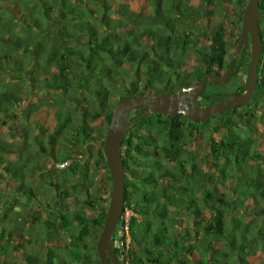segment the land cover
I'll return each instance as SVG.
<instances>
[{"label": "trees", "instance_id": "obj_1", "mask_svg": "<svg viewBox=\"0 0 264 264\" xmlns=\"http://www.w3.org/2000/svg\"><path fill=\"white\" fill-rule=\"evenodd\" d=\"M247 1L200 0L197 7L194 0H129L138 4L135 11L124 3L113 7L109 0H0V73L8 81L28 83L32 78L38 82L41 79L35 77L37 70L40 65L46 66V84L42 89L69 88L75 92L81 90L79 96L87 94L97 108L90 116L82 113L83 120L75 127L73 140L84 148L83 144L105 137L113 110L123 97L175 93L192 86L204 75L226 72L241 33L227 37L223 26L206 30L202 23L204 14L211 11L210 16L235 22L233 18L238 13L233 9L244 10ZM259 11L264 49V0L260 1ZM242 15L237 20L239 26ZM53 22L58 23L57 31L51 29ZM200 34L208 40L207 44L196 39ZM70 41L76 45H69ZM177 47L183 52L193 51L198 66L186 70L184 59L174 53ZM263 53L264 50L262 56ZM241 65L240 57L234 75ZM9 85L8 88L0 85V110L7 112L23 101L21 85ZM245 90L246 84L241 85L236 94ZM259 93H264L263 67L258 70L253 108L227 109L213 117L226 116L216 129L225 127L228 134L209 142L211 157L207 158L215 161L219 172L212 177H206L200 167L198 159L202 155L191 149L200 132L197 123L187 122L182 115L172 118L153 115L142 122L144 111H139L135 120L142 123L127 132L121 146L126 172L125 207L136 214L130 221L131 243L127 253L115 249L121 264H264V141L235 133L231 118L238 114L252 124L260 113V100H264ZM116 97L121 98L117 103ZM229 98V95L223 97ZM202 104L209 102L205 99ZM61 110L56 116V128L63 130L61 120L66 116L64 123L73 122V118L68 114L63 116ZM102 117L106 126L89 125ZM57 130L48 134L47 143L39 139L42 152L31 150L27 135L25 154L17 161L5 158L15 145H1L0 168L18 184L14 195L30 200H39L32 178L51 179L56 195L47 207L58 213L61 226H70L71 218L77 222L78 241L90 235L94 242V246L84 245L88 253L77 255L76 260L82 264H100L97 241L107 208L101 206L102 198L98 196L89 195L82 202L71 192L79 187L80 193L94 188L95 175L88 173L85 187H81L78 181L68 183L57 168L45 171L50 167L46 166L50 159L58 162L54 150L64 138H61L62 130ZM43 132L47 134L46 129ZM86 136L90 142H86ZM88 146L89 153L96 154ZM50 153L54 157H48ZM97 153L105 160L103 149ZM68 159L66 155L60 163L65 164ZM106 168L109 169L107 163ZM68 169L72 176L76 174L73 166ZM2 178L4 175L0 173ZM218 184L225 189L219 192ZM61 197L74 205L86 204L96 215L89 219L75 211L70 216L69 209L59 201ZM34 216L36 222H43L46 227L54 224L41 213ZM39 244L45 246V241ZM46 251V260L24 254L25 264H53L52 252ZM5 254V247L0 245V264H11Z\"/></svg>", "mask_w": 264, "mask_h": 264}, {"label": "rangeland", "instance_id": "obj_2", "mask_svg": "<svg viewBox=\"0 0 264 264\" xmlns=\"http://www.w3.org/2000/svg\"><path fill=\"white\" fill-rule=\"evenodd\" d=\"M109 2L113 7H116L121 3L128 4L130 6L129 8L135 11H137L139 7L138 4L129 2V0H109ZM194 5L198 7L200 5V0H194ZM233 10L239 15H237L238 17L235 16L233 18L235 22H230L228 19H223L219 16H210V14L212 15L213 13L208 11L209 13L206 12L204 14V20L202 23H205L206 30H211L219 26L225 27L227 37H230L232 34L241 33L242 25L239 26L237 20L241 18V14L244 10L241 8H234ZM198 23L200 22L198 21ZM57 25L58 23H54L51 26L52 31H57ZM49 31L50 30H47V32ZM203 37V34H200L196 39L207 44L208 40ZM52 43L54 42L49 43L50 46L53 45ZM68 43L71 46L76 45V42L70 41ZM232 52L235 53V50ZM174 53H177V57L184 59V67L186 70H191L198 66V59L193 51L189 50L188 52H183L177 47L175 48ZM240 57L242 59V65L239 71L233 75L226 84L219 86H215L214 84L207 85L206 94L211 92H224L232 95L236 94L239 86L246 84L247 68L251 63V49H249V47L248 49H244ZM261 67L264 69V53L260 63V68ZM47 72L48 67L40 65L35 77H40L41 81H32L31 78V82L28 83H25V81L19 83L16 80L8 81V77H6L4 73H0V85H4L3 88L10 87L9 83L11 86L21 85L22 90L20 95L23 100L20 104L15 105L10 112L0 110V153L3 154L1 145L5 146V143L15 145V148L12 149V153L5 157L6 159L9 158L11 161H17L20 157L24 156L26 147L24 140L27 138V135L29 136V142L31 141V150L33 152L37 150L42 151L43 145H41L42 143L39 142V139L42 138L44 143H47L48 134H55L58 131V128L62 130V127L56 128V116L60 113V109H62L61 111L64 113L63 116L67 114L70 115L71 118H73V122H65V124L64 121L66 116L61 120L63 123L61 138H64L65 140H61L54 150V155L57 157L58 162L54 159H50L46 163V166H51L52 162L59 164L66 155L69 157L73 156L74 158L84 159L82 147L75 145V142L73 141L75 140L76 135L75 127L82 122L83 116H90L95 113L97 106L89 96H86L87 94H80L81 96H79L78 93H80L81 90L75 92V90L69 88H62L60 90L51 88L42 89L44 83L46 84V81L44 82V80L45 77H47ZM260 93L259 96L264 99V93ZM185 95L186 94H183V96ZM76 97L78 98L77 101L74 100ZM88 98L89 100H87ZM120 99V97H116V103ZM252 102L253 100L245 108H253ZM259 105L260 113H258L256 120L253 121L252 124H248L245 120L241 119L238 114H233L231 116L235 133L239 134L241 137L251 136L255 139H261L264 141V113L262 112V109L264 108V100H260ZM224 118H226V116L214 119L211 124H201L198 138L195 140V143L191 148H194L196 153H200V156L202 155V157L198 159V162L200 167H202L207 174L206 177L209 175L212 177L216 172L217 174L219 173L215 166V161L207 157H211L209 152L210 140L212 138L221 140L228 134L225 127H223L222 130L216 129V126L222 123V119ZM106 124L107 122L104 117L89 122V125L93 127L106 126ZM43 129L47 130V134L43 132ZM70 139L72 142H70ZM86 140V142L91 141L87 136ZM88 145L92 146L96 154L99 149H103L104 147L103 141ZM258 150L262 151V149ZM48 157L54 156L50 155ZM70 161L68 160L65 163L66 165L62 168L57 167L54 164L51 170L54 171V168H57L62 172L61 176L68 179V183L72 184V180L73 182L78 181L82 184L81 187H85L84 185L88 173H93L95 175V186L94 188H90L92 196L103 198L101 206L108 209L112 193V181L109 169L106 168V159L104 161L98 156L93 157L90 160L87 169L79 168V166L76 167V165ZM162 161L164 163L168 162L164 159H162ZM72 166H74L76 170L73 179V176L68 169ZM0 173L4 175V179H0V245L5 247L6 260L11 264H25L24 254L40 256L43 260H46V250L50 249L52 252V254L50 253L51 259L54 260L53 264H82V262L76 260V258L79 257L77 255L88 253L83 246H94L93 239L89 235L83 240L78 241L76 237L79 235L80 230L77 222L71 218L73 223L70 226L63 227L60 224L58 213L51 212L52 208L49 209L47 207L48 203H52L51 198L56 195L54 190H47V188L44 187V185L50 186L51 179L44 178L41 181L37 180L34 176L31 181L41 205L46 206V209H43L35 202V199L30 200L29 197L24 198L18 194L14 195L16 194L18 184L14 182V178L6 176V173L3 172L1 168ZM67 187L71 190V186L67 185ZM217 187L219 192L225 189L224 186L219 184ZM81 189L83 190L84 188ZM79 190L80 187L77 188V190L72 189L71 192H73V194H75V196H77L82 202L86 201L87 198L85 193H80ZM59 201H61L60 203L63 204L64 208L69 209L70 216L75 211L83 213L89 219H92L96 215V212L87 207L86 204L76 205L77 207H74L72 206L74 204L65 197H61ZM16 205L17 207H15ZM16 212L18 214H16ZM65 212H68V210ZM38 213H41L46 219H49L54 224L50 227H46L43 222H36L34 220V215ZM185 218L187 219V217ZM30 241H33V244H31ZM44 241L45 246H41L39 243ZM263 260L264 258H262V261Z\"/></svg>", "mask_w": 264, "mask_h": 264}, {"label": "water", "instance_id": "obj_3", "mask_svg": "<svg viewBox=\"0 0 264 264\" xmlns=\"http://www.w3.org/2000/svg\"><path fill=\"white\" fill-rule=\"evenodd\" d=\"M261 0H248V3L243 12L242 30L240 41L237 45L235 55L231 60L229 68L224 74L212 73L206 75L203 79L196 82L190 87L180 89L176 94H162L157 100L145 98L144 95H138L134 103L130 101L134 98L133 95L123 97L113 110L110 127L107 130L104 142V155L107 166L111 175L112 193L109 201V207L106 212L103 229L97 241V254L100 264H121L116 258L115 249L113 247V235L117 228L121 216L125 210V184L126 172L125 165L122 159V144L126 135L125 129H120L121 118L129 111L144 106L148 101L154 102L156 105H163L164 110L159 111L164 115L174 116V106L169 108L170 99L177 100L181 92L192 93L191 106L184 112V117L194 122L209 120L213 116L220 114L227 109H236L246 107L254 98V94L258 85V70L260 67L263 51V39L259 26ZM251 49V63L247 68L246 75V90L243 94H235L229 99L219 97L217 102L200 108L197 106V100L202 95L207 84H225L233 76L235 65L238 61L241 49ZM175 104V103H174ZM70 161V160H69ZM71 162V161H70ZM66 164H58L57 167H64Z\"/></svg>", "mask_w": 264, "mask_h": 264}, {"label": "flooded vegetation", "instance_id": "obj_4", "mask_svg": "<svg viewBox=\"0 0 264 264\" xmlns=\"http://www.w3.org/2000/svg\"><path fill=\"white\" fill-rule=\"evenodd\" d=\"M249 49H250V47H249ZM244 49L242 48L241 49V52H240V54H239V57H238V60H239V58H240V56H241V53H242V51H243ZM235 52H236V50H235ZM238 62V61H237ZM237 64V63H236ZM225 73V71L224 72H222L221 74H224ZM216 74H218V73H216ZM220 74V75H221ZM234 75V74H233ZM206 75H204V77H205ZM203 77V78H204ZM202 78V79H203ZM200 81V80H199ZM229 81V80H228ZM196 82H198V81H195V83ZM194 83V84H195ZM213 84H218V83H213ZM226 84V83H225ZM207 85H209V84H207ZM206 85V87H205V90H204V92H202L203 94L202 95H200L199 96V98H198V100H197V106L198 107H200V108H205V107H207V106H210L211 104H213V103H215V102H217V99L219 98V97H221L222 99H223V97H225V95H229V94H227V93H224V92H222V95L221 96H215V92H211V93H209V94H206L205 92H206V88L208 87ZM218 85H221V84H218ZM179 91V90H178ZM177 91V92H178ZM177 92H175V93H172V95H174V94H176ZM165 94V93H164ZM183 94H186L185 96H183ZM129 95H133L134 96V98L130 101V103H134L135 101H136V99H137V96L138 95H140V94H129ZM141 95H144V94H141ZM162 94H160V95H158V96H154V97H151V96H146V95H144V97L145 98H149V99H152V100H157L160 96H161ZM232 95H235V94H232ZM232 95H229V97L230 96H232ZM205 96H206V98H205ZM207 100V102H209V104H202V102L204 101V100ZM224 100V99H223ZM191 102H192V93H189V92H181L180 94H179V96H178V98H177V100H172V99H170V103H169V105H168V107L169 108H172L173 106H174V111H175V115L174 116H170V115H164V114H162V113H160L159 111H162V110H164V107H163V105H156L154 102H150V101H148L147 103H145L144 104V106H142V107H140V108H135V109H133V110H131V111H129L123 118H121L122 120H121V126H120V129H125L126 130V135H127V132L128 131H130L131 129L134 131L135 130V128H137V126L138 125H140L143 121H144V119H146L147 117H150V116H153V115H160V116H163L164 118H172V117H177L178 115H182L183 117H184V112L191 106ZM175 103V104H174ZM141 109H143V111L144 112H142V122L141 123H139V122H137L135 119L137 118V116H139V114H140V110ZM157 110H159L158 112H157ZM214 117V116H213ZM213 117L212 118H210L209 120H204V121H197V122H195V123H197V125H199L200 126V123H204V122H206L207 121V123L210 121V120H214L213 119ZM185 120L188 122H194V121H192V120H190V119H188V118H185ZM126 126V127H125ZM109 127H110V125H109ZM108 127V128H109ZM126 135H125V138H126ZM124 138V139H125ZM98 142H102V139H98V140H96V141H92V144H95V143H98ZM104 143V142H103ZM84 145V148H82V151L84 152V159H79V158H74L73 156L72 157H69V159L68 160H71V162H73L74 163V165H76V167H78L79 166V168H88L89 167V162H90V160L93 158V157H97L98 156V153L97 154H90L89 153V151H88V143H86V144H83ZM123 145V144H122ZM39 148V147H38ZM39 151V150H38ZM192 151H194V148L192 149ZM42 152V151H41ZM121 153H122V149H121ZM50 155H51V153H50ZM50 155H47V156H50ZM76 157H78V156H76ZM99 157V156H98ZM104 160V159H103ZM105 161V160H104ZM54 164H55V162H52L51 163V166L49 167V168H47L45 171H48V170H50L53 166H54ZM59 164H61V163H59ZM56 166L58 165V163L57 164H55ZM74 167V166H73ZM44 185V184H43ZM44 187L45 188H47V189H50V190H52V186L50 185V186H45L44 185ZM82 193H85V196H86V198L88 199V196L89 195H91L92 196V193H91V191L90 190H88V189H85V190H83V192ZM25 198V197H24ZM102 200H103V198H102ZM101 200V201H102ZM35 202L40 206V208H43V209H45L46 208V206L44 205H41V202H40V200H35ZM72 206H74V207H77L76 205H72ZM55 213V212H54Z\"/></svg>", "mask_w": 264, "mask_h": 264}, {"label": "built area", "instance_id": "obj_5", "mask_svg": "<svg viewBox=\"0 0 264 264\" xmlns=\"http://www.w3.org/2000/svg\"><path fill=\"white\" fill-rule=\"evenodd\" d=\"M136 214L131 208H126L121 216L119 224L113 235V247L121 252L127 253L131 243L130 221ZM125 255L121 256L123 260Z\"/></svg>", "mask_w": 264, "mask_h": 264}, {"label": "clouds", "instance_id": "obj_6", "mask_svg": "<svg viewBox=\"0 0 264 264\" xmlns=\"http://www.w3.org/2000/svg\"><path fill=\"white\" fill-rule=\"evenodd\" d=\"M126 206V205H125Z\"/></svg>", "mask_w": 264, "mask_h": 264}]
</instances>
